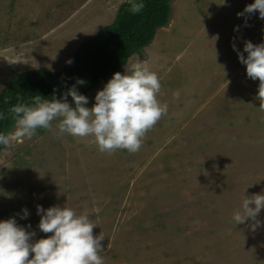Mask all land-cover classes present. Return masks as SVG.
<instances>
[{
  "label": "rangeland",
  "instance_id": "374dc122",
  "mask_svg": "<svg viewBox=\"0 0 264 264\" xmlns=\"http://www.w3.org/2000/svg\"><path fill=\"white\" fill-rule=\"evenodd\" d=\"M121 1L0 0V88L12 72L61 67ZM220 2L170 0L167 23L117 70L147 63L168 104L138 151L101 152L91 136L56 134L55 120L37 128L0 152V219L38 238L47 234L37 205L84 212L104 235V264H264V208L255 230L231 218L244 194L264 193L258 81L232 48L260 43L264 19L236 15L251 0ZM110 76L85 94L86 106Z\"/></svg>",
  "mask_w": 264,
  "mask_h": 264
},
{
  "label": "clouds",
  "instance_id": "9594fccd",
  "mask_svg": "<svg viewBox=\"0 0 264 264\" xmlns=\"http://www.w3.org/2000/svg\"><path fill=\"white\" fill-rule=\"evenodd\" d=\"M128 2L133 14L144 7L143 0ZM253 13L264 19V0H251L236 15L246 19ZM232 48L237 60L244 65L246 77L258 81L254 98L259 101V109L264 111V39L256 44L245 40L243 54L235 44ZM65 62L70 64L71 59ZM84 83L82 78H76L75 84L69 86L60 99L55 96L42 99L35 95L30 103L18 100L11 105L8 113L12 115L14 130L0 132V147L7 149L14 142L32 137L37 128L51 129V122L55 120L58 135L91 136L101 152L124 149L133 153L139 150L145 132L168 109V104L158 99L161 85L157 74L139 59L124 66L123 72L114 71L95 91L90 107L86 106L88 98L75 87ZM65 96L71 97V106ZM172 96L176 98L179 93L173 92ZM4 116L0 112V119ZM262 208L264 193L244 194L232 213L234 225L247 219L251 221L248 227L255 230L261 223L256 217ZM35 210L39 216L36 227L47 234L38 238L30 226L26 230L14 217L0 219V264H104L100 255L104 235L93 234L96 224L86 213H77L63 204L46 208L37 205ZM17 215L25 219L27 208L22 207Z\"/></svg>",
  "mask_w": 264,
  "mask_h": 264
},
{
  "label": "trees",
  "instance_id": "16d2710c",
  "mask_svg": "<svg viewBox=\"0 0 264 264\" xmlns=\"http://www.w3.org/2000/svg\"><path fill=\"white\" fill-rule=\"evenodd\" d=\"M169 1L143 0L144 7L133 14L128 0H123L109 23L79 43L68 57L70 64L65 60L57 69L30 68L12 72L8 82L0 88V112L5 114L4 119H0V132L8 133L13 126L8 108L18 100L27 104L35 95L42 99L52 96L60 99L61 94L75 84L76 78L85 81L83 85H75L76 90L85 95L117 71L131 54L139 53L150 43L156 28L167 23ZM3 149L0 147V152Z\"/></svg>",
  "mask_w": 264,
  "mask_h": 264
}]
</instances>
